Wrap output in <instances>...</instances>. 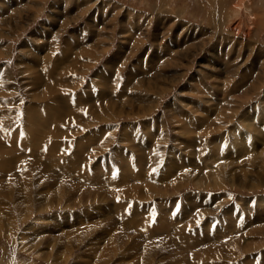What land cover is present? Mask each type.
Listing matches in <instances>:
<instances>
[{
  "label": "rangeland",
  "instance_id": "rangeland-1",
  "mask_svg": "<svg viewBox=\"0 0 264 264\" xmlns=\"http://www.w3.org/2000/svg\"><path fill=\"white\" fill-rule=\"evenodd\" d=\"M263 129L264 0H0V264H264Z\"/></svg>",
  "mask_w": 264,
  "mask_h": 264
},
{
  "label": "bare ground",
  "instance_id": "bare-ground-1",
  "mask_svg": "<svg viewBox=\"0 0 264 264\" xmlns=\"http://www.w3.org/2000/svg\"><path fill=\"white\" fill-rule=\"evenodd\" d=\"M239 4H240V3H239ZM236 5H237V4H236ZM233 12H235L236 14L238 13L236 10L233 11ZM236 14H234V15H236ZM234 15H233V17H234ZM254 115H255V114H254ZM257 115H258V114H257ZM253 117H254V116H253ZM255 117H256V116H255ZM253 119H254V118H253ZM243 120H245V119H243ZM251 120H252V119H251ZM215 128H216V127H215ZM263 130H264V129H263ZM101 133H102V132H101ZM241 136H242V135H241ZM241 136H240V137H241ZM245 137H246V136H245ZM261 138H263V137H261ZM212 139H213V138H212ZM263 140H264V139H263ZM159 148H160V147H159ZM156 149L158 150L157 147H156ZM157 150H156V151H157ZM157 153H158V152H157ZM212 162H213V161H212ZM203 165H204V164H203ZM208 167H209V166H208ZM211 167H213V166H211ZM211 172H213V170H212ZM211 175H212V174H211ZM241 175H242V174H241ZM193 177H194V176H193ZM195 179H196V178H195ZM202 180H203V179H199V180L197 181V183H198V182L202 183ZM198 184H199V183H198ZM263 231H264V230H263ZM263 231H262V232H263ZM255 232H261V231H260V230H257V231H255ZM218 236H219V235H218ZM245 243H246V242H245Z\"/></svg>",
  "mask_w": 264,
  "mask_h": 264
}]
</instances>
